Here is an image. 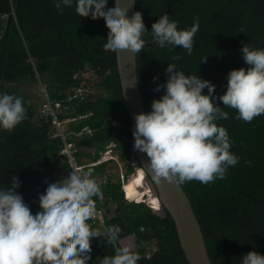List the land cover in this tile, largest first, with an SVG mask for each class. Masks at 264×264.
Here are the masks:
<instances>
[{
  "label": "trees",
  "instance_id": "obj_1",
  "mask_svg": "<svg viewBox=\"0 0 264 264\" xmlns=\"http://www.w3.org/2000/svg\"><path fill=\"white\" fill-rule=\"evenodd\" d=\"M136 11L142 13L148 32L164 13L178 21V30L199 18L190 55L180 46L160 48L151 33L143 36L145 47L136 53V71L146 113L152 101L163 95V90L157 93L154 88L166 81L168 63L215 84L213 102L224 107L218 97L226 92L228 72L250 67L243 60L242 46L264 48V0H135ZM108 28L103 14L80 18L75 4L60 14L54 0H0V91L23 97L26 108V118L13 130L0 129V188L9 187L16 175L22 182L17 191L35 214L40 211L38 197L46 190V181L72 168L68 156L61 154L64 142L55 136L56 128L40 115L26 91L27 86L42 82L50 101L62 106L60 122L71 120L63 129L76 149L72 154L76 167L93 164L94 176L102 182L104 198L94 199L96 208L103 211L104 226L92 219L88 223L101 232L112 225L122 229L116 245H107L103 237L92 238L89 264L114 255L120 242L130 236L132 251L141 257L137 264H189L169 214L164 209L162 215L155 211L159 206L152 195V202H141L151 190L140 171L123 190L116 174L108 172L109 162L96 163L99 154L111 151L121 161L132 159V125L121 94L115 50L103 46ZM176 56L181 59L173 61ZM86 72L96 82L81 78ZM82 84L102 96L69 100ZM203 92L207 94V89ZM223 111L229 118L217 125L227 130L230 151L239 157L238 163L227 169L224 179L207 184L192 180L180 186L200 225L211 264H241L251 251L264 255V114L248 123L238 118L236 109L225 106ZM107 210L114 214L108 217Z\"/></svg>",
  "mask_w": 264,
  "mask_h": 264
},
{
  "label": "clouds",
  "instance_id": "obj_2",
  "mask_svg": "<svg viewBox=\"0 0 264 264\" xmlns=\"http://www.w3.org/2000/svg\"><path fill=\"white\" fill-rule=\"evenodd\" d=\"M134 2L54 0L60 14L73 4L80 18L103 14L109 25L107 39L103 41L105 48L140 53L145 47L143 36L151 33L160 48L180 46L191 54L199 30L198 17H194L189 28L178 30V21L164 13L148 32L140 11L131 17L127 15ZM241 52L250 67L230 70L226 92L218 99L224 107L236 109L238 118L251 123L264 114V48H253L247 43ZM180 59L173 57V61ZM165 75L166 81L154 88L157 93L163 90V95L152 101L151 111L134 117V149L147 155L148 170L140 169L133 156L130 162L147 180L145 174L150 171L156 184L162 179L178 186L192 180L207 184L224 179L227 169L235 166L239 157L230 151L232 141L227 130L217 125L229 114L213 102L217 99L216 85L198 74L186 75L174 62L168 63ZM157 80L158 76L153 77L154 83ZM24 104L23 97L0 91V129L11 131L26 118ZM67 144L73 145L68 141ZM71 149L76 151L74 146ZM110 161L117 160L112 157L96 163ZM92 165L72 167L62 177L46 181V190L38 197L40 211L35 214L17 191L22 182L16 175L9 187L0 188V264H89L92 238L103 237L107 245L119 242V225L108 226L101 232L88 223L96 215L94 197L101 201L104 198L102 182L95 178ZM122 186L124 190L125 183ZM140 258L129 246H120L115 248L114 255L100 258L99 264H137ZM241 264H264V255L251 251L241 258Z\"/></svg>",
  "mask_w": 264,
  "mask_h": 264
},
{
  "label": "water",
  "instance_id": "obj_3",
  "mask_svg": "<svg viewBox=\"0 0 264 264\" xmlns=\"http://www.w3.org/2000/svg\"><path fill=\"white\" fill-rule=\"evenodd\" d=\"M135 12V2L128 11L131 17ZM116 64L119 76L121 94L124 106L132 125V132L135 126V115L146 113L142 102L136 71V53L129 50L115 51ZM130 150L133 158L140 168L148 170V157L134 149V137L131 136ZM153 184L159 203L169 214L174 223L177 237L189 264H211L204 244L200 225L193 213L191 203L181 186L168 183L162 179L161 183L156 184L151 179L150 171L145 174Z\"/></svg>",
  "mask_w": 264,
  "mask_h": 264
},
{
  "label": "rangeland",
  "instance_id": "obj_4",
  "mask_svg": "<svg viewBox=\"0 0 264 264\" xmlns=\"http://www.w3.org/2000/svg\"><path fill=\"white\" fill-rule=\"evenodd\" d=\"M82 75V74H81ZM83 79H88V80H91V82H96V78L89 72H86L82 75ZM82 85H86V84H82ZM42 88H45V85L40 82L38 83L37 85H33V86H27L26 87V91L29 95V97L32 99V101L35 102V105L37 107H40L44 101L43 99V91H42ZM93 89L92 90H89V91H83L84 94H86L87 96L91 97V99H96L97 97L99 96H102V92H99L98 90H96L94 87H92ZM69 100H73V99H69ZM61 105V104H60ZM62 109V106L60 107V111ZM80 118H77L76 120H79ZM95 151H91V154L94 153ZM96 154V153H95ZM101 157L99 159L98 162H104L110 158H114L115 160L117 161H110L109 163H107V169H108V172H113L114 174H116L117 178H119V180L123 183H127L128 181L131 180V178H133L137 173H138V167L136 166H133V161L132 162H124V161H121V156L119 154H117V152L115 151H111V152H105L104 154H99ZM98 155V156H99ZM86 162V161H83V163ZM128 174V177L127 179L124 178V176ZM63 175H60V173H54L52 175L53 179H56L58 177H62ZM144 183H146V187L150 188L151 190V193H149L147 191V193L144 195V197H142V201L141 202H148L149 200L152 202L151 200V195L154 196L155 199H157V203H158V211L157 213L159 215H162V206L161 204L159 203V200H158V196H157V193H156V190L153 186V184H150L149 180H147L145 177H144ZM139 200V199H138ZM136 199H134V201L136 203L140 202ZM106 214L108 217H111L113 212L112 210H107L106 211ZM127 243V245H133L134 247V239H132L131 242H128L127 240L125 241ZM124 244V243H122ZM122 244H120V246H123ZM153 247V246H152ZM150 248V247H149ZM150 250V249H149Z\"/></svg>",
  "mask_w": 264,
  "mask_h": 264
},
{
  "label": "built area",
  "instance_id": "obj_5",
  "mask_svg": "<svg viewBox=\"0 0 264 264\" xmlns=\"http://www.w3.org/2000/svg\"><path fill=\"white\" fill-rule=\"evenodd\" d=\"M2 35H3V30L0 29V39ZM89 90H92L91 87L86 85L85 86L81 85L80 87L75 89L73 95L69 96V99H77V98L83 99L84 97H87V95L84 94L83 91H89ZM42 91L44 93L43 95L44 101L42 105L39 107V113L41 116L45 118V121H47L48 118L51 120L52 125L56 128L57 135L55 136L61 137V139L64 142L65 148L61 152V154L68 156L71 167H76L72 157V152H74V150L71 149L74 145L67 144V139L64 136V129H63V124L71 120H67L66 122H60L58 118V114L60 112V107H61L60 103H54L50 101V98L45 88H42ZM77 135L79 136L80 134ZM106 177L107 176L105 175V179ZM92 220L97 224H99L100 226H104L103 211L96 208V215L92 218Z\"/></svg>",
  "mask_w": 264,
  "mask_h": 264
},
{
  "label": "crops",
  "instance_id": "obj_6",
  "mask_svg": "<svg viewBox=\"0 0 264 264\" xmlns=\"http://www.w3.org/2000/svg\"><path fill=\"white\" fill-rule=\"evenodd\" d=\"M114 214V213H113ZM132 239H134L132 236H130V237H127L126 239H124L122 242H120L121 244L122 243H124V244H122L123 246H129L131 249H133L130 245H127V243L125 242L126 240L128 241V242H131L132 241ZM126 244V245H125Z\"/></svg>",
  "mask_w": 264,
  "mask_h": 264
},
{
  "label": "snow or ice",
  "instance_id": "obj_7",
  "mask_svg": "<svg viewBox=\"0 0 264 264\" xmlns=\"http://www.w3.org/2000/svg\"><path fill=\"white\" fill-rule=\"evenodd\" d=\"M136 183L138 184V182L136 181ZM154 205H155V202H154Z\"/></svg>",
  "mask_w": 264,
  "mask_h": 264
},
{
  "label": "flooded vegetation",
  "instance_id": "obj_8",
  "mask_svg": "<svg viewBox=\"0 0 264 264\" xmlns=\"http://www.w3.org/2000/svg\"><path fill=\"white\" fill-rule=\"evenodd\" d=\"M141 169V168H140Z\"/></svg>",
  "mask_w": 264,
  "mask_h": 264
}]
</instances>
